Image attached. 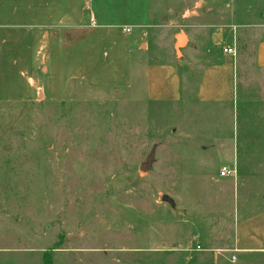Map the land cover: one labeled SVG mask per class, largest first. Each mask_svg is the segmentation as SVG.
<instances>
[{"label": "rangeland", "instance_id": "rangeland-1", "mask_svg": "<svg viewBox=\"0 0 264 264\" xmlns=\"http://www.w3.org/2000/svg\"><path fill=\"white\" fill-rule=\"evenodd\" d=\"M150 15L130 88L0 103V264H264V252L229 261L236 222L264 209V0H150ZM211 46L236 48L224 105L196 96ZM167 62L181 97L152 99L148 68Z\"/></svg>", "mask_w": 264, "mask_h": 264}, {"label": "crops", "instance_id": "crops-1", "mask_svg": "<svg viewBox=\"0 0 264 264\" xmlns=\"http://www.w3.org/2000/svg\"><path fill=\"white\" fill-rule=\"evenodd\" d=\"M151 20L150 0H0V103L37 97L66 101L79 85L130 88L133 44L144 45ZM224 49L236 51L231 46L223 55L212 46L206 50L213 58L199 78L200 103L224 105L235 99L237 56ZM258 56L264 66V42ZM158 74L169 83L170 95L156 83ZM148 75L152 99H180L183 81L175 62L150 66ZM234 232L230 262L235 253L264 252V209L238 220Z\"/></svg>", "mask_w": 264, "mask_h": 264}, {"label": "water", "instance_id": "water-1", "mask_svg": "<svg viewBox=\"0 0 264 264\" xmlns=\"http://www.w3.org/2000/svg\"><path fill=\"white\" fill-rule=\"evenodd\" d=\"M186 43H187V38L184 34H178L176 36V43L174 48L178 56L181 55V50L186 45ZM154 161H155V152L152 151L150 155L147 157L146 161L141 164L140 166L141 171L147 172L149 170H152ZM162 201L169 203L172 208L175 207V201L172 198H170L168 195H164L162 197Z\"/></svg>", "mask_w": 264, "mask_h": 264}, {"label": "built area", "instance_id": "built-area-1", "mask_svg": "<svg viewBox=\"0 0 264 264\" xmlns=\"http://www.w3.org/2000/svg\"><path fill=\"white\" fill-rule=\"evenodd\" d=\"M91 25L95 24V20L94 18L90 19ZM127 33H130V29H126L125 30ZM225 53H231V54H235L233 49H224ZM237 175V169L235 166L231 167L228 165L222 166L220 169V177L221 178H229V177H236ZM200 250V247L198 248ZM237 261V257L235 255H232L231 257V262L235 263Z\"/></svg>", "mask_w": 264, "mask_h": 264}, {"label": "trees", "instance_id": "trees-1", "mask_svg": "<svg viewBox=\"0 0 264 264\" xmlns=\"http://www.w3.org/2000/svg\"><path fill=\"white\" fill-rule=\"evenodd\" d=\"M43 264H52V263H51V261L49 259H47V257H45Z\"/></svg>", "mask_w": 264, "mask_h": 264}]
</instances>
